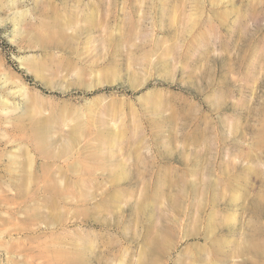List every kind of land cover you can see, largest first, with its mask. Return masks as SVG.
Segmentation results:
<instances>
[{
    "label": "rangeland",
    "instance_id": "374dc122",
    "mask_svg": "<svg viewBox=\"0 0 264 264\" xmlns=\"http://www.w3.org/2000/svg\"><path fill=\"white\" fill-rule=\"evenodd\" d=\"M0 264H264V0H0Z\"/></svg>",
    "mask_w": 264,
    "mask_h": 264
}]
</instances>
